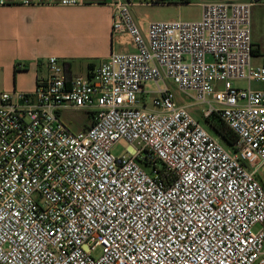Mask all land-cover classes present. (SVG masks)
I'll return each mask as SVG.
<instances>
[{
    "label": "built area",
    "instance_id": "1",
    "mask_svg": "<svg viewBox=\"0 0 264 264\" xmlns=\"http://www.w3.org/2000/svg\"><path fill=\"white\" fill-rule=\"evenodd\" d=\"M253 4L206 3L198 20L143 32L132 3L114 0L113 35L134 52L87 76L51 57L34 93L0 92V264H264ZM174 87L206 120L218 115L237 145L206 130ZM63 110L88 112L90 126L72 130ZM119 142L129 146L116 156Z\"/></svg>",
    "mask_w": 264,
    "mask_h": 264
},
{
    "label": "crops",
    "instance_id": "2",
    "mask_svg": "<svg viewBox=\"0 0 264 264\" xmlns=\"http://www.w3.org/2000/svg\"><path fill=\"white\" fill-rule=\"evenodd\" d=\"M3 1L4 4H0V92L34 93L39 78L48 74L46 63L51 57L64 65L67 75L87 76L113 53L136 50L127 35H113L111 4L114 0H80L81 3L75 6L62 5V0ZM128 1L132 3L136 22L146 32L153 20L144 8L151 5L145 4L146 0ZM220 2L254 3L251 39L255 55H260L261 46L252 34L253 9L257 7L264 11V0H199L178 5L194 3L202 9L206 3ZM263 65L264 62L255 66ZM178 93L176 89L178 104L187 105ZM70 111L74 110L61 111L62 119ZM86 114L87 122L81 129L91 124L89 113Z\"/></svg>",
    "mask_w": 264,
    "mask_h": 264
},
{
    "label": "rangeland",
    "instance_id": "3",
    "mask_svg": "<svg viewBox=\"0 0 264 264\" xmlns=\"http://www.w3.org/2000/svg\"><path fill=\"white\" fill-rule=\"evenodd\" d=\"M168 1V0H166ZM182 1L186 0H171L168 3H161L156 5H151L148 8H144V11L150 14L151 20L155 21H166V20H198L201 17L202 9L201 7L195 5L194 3L181 4ZM198 2L199 0H189V2ZM173 2L172 4H170ZM253 37L254 40L259 43L261 46V54L260 55H253V64L257 65L264 62V11L260 10V8L255 7L253 9ZM170 84V83H169ZM238 86L241 88L248 87L247 83L240 82ZM253 87L259 88L260 85L257 83H252ZM174 90L175 87H174ZM178 97H181L183 103H186L189 106L190 112L193 116L200 121L202 126L208 130L211 134L218 138V140L225 146L227 144L212 130L210 125L207 123L206 119L203 118L201 113V105L195 104L191 99L187 98L184 94L178 93ZM152 95H145V100L147 102L152 99ZM63 121L67 123L70 128L74 131L80 130L84 124L87 122V114L85 111H70L66 116L63 118ZM128 144L124 142H119L114 147V154L116 156H120L126 152L128 149ZM259 227L256 226L254 231H258ZM99 252V251H98Z\"/></svg>",
    "mask_w": 264,
    "mask_h": 264
},
{
    "label": "trees",
    "instance_id": "4",
    "mask_svg": "<svg viewBox=\"0 0 264 264\" xmlns=\"http://www.w3.org/2000/svg\"><path fill=\"white\" fill-rule=\"evenodd\" d=\"M170 1L171 0H168L167 3ZM181 3H189V1L186 0L182 1ZM253 54L255 55L256 51H254ZM206 121L210 125L212 130L227 144V146H229L230 148H234L237 145V135L218 115H214Z\"/></svg>",
    "mask_w": 264,
    "mask_h": 264
}]
</instances>
